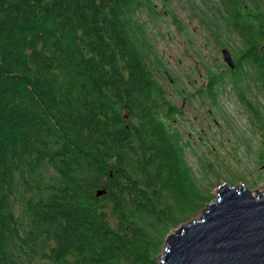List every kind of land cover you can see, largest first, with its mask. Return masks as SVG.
Listing matches in <instances>:
<instances>
[{
	"label": "trees",
	"instance_id": "obj_1",
	"mask_svg": "<svg viewBox=\"0 0 264 264\" xmlns=\"http://www.w3.org/2000/svg\"><path fill=\"white\" fill-rule=\"evenodd\" d=\"M147 1L0 0V264H160L203 204L136 39Z\"/></svg>",
	"mask_w": 264,
	"mask_h": 264
},
{
	"label": "rangeland",
	"instance_id": "obj_2",
	"mask_svg": "<svg viewBox=\"0 0 264 264\" xmlns=\"http://www.w3.org/2000/svg\"><path fill=\"white\" fill-rule=\"evenodd\" d=\"M132 23L140 25L137 42L163 87L159 109L177 137L188 182L204 198L184 225L202 218L223 183L264 192V73L254 62L238 65L250 45L243 30L264 28V0H148ZM211 76L223 81L217 94L208 87ZM19 198L24 213L29 194Z\"/></svg>",
	"mask_w": 264,
	"mask_h": 264
},
{
	"label": "water",
	"instance_id": "obj_3",
	"mask_svg": "<svg viewBox=\"0 0 264 264\" xmlns=\"http://www.w3.org/2000/svg\"><path fill=\"white\" fill-rule=\"evenodd\" d=\"M224 59L236 67L229 51ZM103 192H99L98 196ZM161 264H264V192L228 183L198 221L167 236Z\"/></svg>",
	"mask_w": 264,
	"mask_h": 264
},
{
	"label": "flooded vegetation",
	"instance_id": "obj_4",
	"mask_svg": "<svg viewBox=\"0 0 264 264\" xmlns=\"http://www.w3.org/2000/svg\"><path fill=\"white\" fill-rule=\"evenodd\" d=\"M236 65H237V63H236Z\"/></svg>",
	"mask_w": 264,
	"mask_h": 264
}]
</instances>
